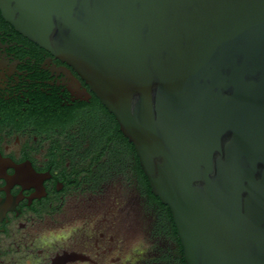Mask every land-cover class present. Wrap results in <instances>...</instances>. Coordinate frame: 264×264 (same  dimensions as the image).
<instances>
[{"label": "water", "instance_id": "95a60500", "mask_svg": "<svg viewBox=\"0 0 264 264\" xmlns=\"http://www.w3.org/2000/svg\"><path fill=\"white\" fill-rule=\"evenodd\" d=\"M133 144L186 264H264V0H0Z\"/></svg>", "mask_w": 264, "mask_h": 264}, {"label": "flooded vegetation", "instance_id": "af4514ba", "mask_svg": "<svg viewBox=\"0 0 264 264\" xmlns=\"http://www.w3.org/2000/svg\"><path fill=\"white\" fill-rule=\"evenodd\" d=\"M119 130L79 73L0 10V264H154L166 254L150 258L151 238L174 241Z\"/></svg>", "mask_w": 264, "mask_h": 264}, {"label": "trees", "instance_id": "16d2710c", "mask_svg": "<svg viewBox=\"0 0 264 264\" xmlns=\"http://www.w3.org/2000/svg\"><path fill=\"white\" fill-rule=\"evenodd\" d=\"M119 129V128H118ZM119 133L121 134L120 130ZM151 205L159 207L162 210V221L164 224V233L172 238L177 246L175 254L166 253L163 257L155 261L154 264H186L184 258L183 247L178 238V233L170 209L163 205L158 197H156L150 188Z\"/></svg>", "mask_w": 264, "mask_h": 264}, {"label": "rangeland", "instance_id": "374dc122", "mask_svg": "<svg viewBox=\"0 0 264 264\" xmlns=\"http://www.w3.org/2000/svg\"><path fill=\"white\" fill-rule=\"evenodd\" d=\"M154 226V224H153ZM177 248L174 242L170 240H153L151 238V245H150V258L153 259L155 256H159L160 254H165L168 252L176 253Z\"/></svg>", "mask_w": 264, "mask_h": 264}]
</instances>
